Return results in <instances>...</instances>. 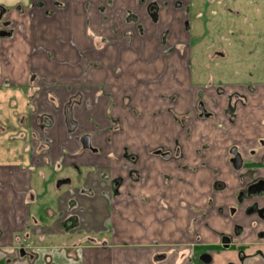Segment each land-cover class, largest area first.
<instances>
[{
    "label": "crops",
    "instance_id": "obj_1",
    "mask_svg": "<svg viewBox=\"0 0 264 264\" xmlns=\"http://www.w3.org/2000/svg\"><path fill=\"white\" fill-rule=\"evenodd\" d=\"M24 1L9 14L13 32L0 43V88L15 107L25 101L15 111L22 154L0 158V264H191L182 260L193 243L186 205L211 206L197 229L206 246L219 244L232 227L217 211L235 203L239 187L227 151L241 141L264 153V79L253 81L264 49L259 66L244 73L254 76L223 84L202 78L200 68L190 76L192 0ZM181 44L184 58L174 51ZM218 52L208 50L205 66H220ZM220 87L247 94L249 103L220 96ZM201 93L216 120L196 121ZM184 118L196 121L191 136L178 121ZM40 124L50 139L40 147L46 160L30 150ZM85 134L97 153H81ZM177 145L180 159L154 154ZM61 179L70 182L58 187ZM246 226L244 246L216 253L212 264H264V223L253 232ZM160 253L166 262L155 261Z\"/></svg>",
    "mask_w": 264,
    "mask_h": 264
},
{
    "label": "rangeland",
    "instance_id": "obj_2",
    "mask_svg": "<svg viewBox=\"0 0 264 264\" xmlns=\"http://www.w3.org/2000/svg\"><path fill=\"white\" fill-rule=\"evenodd\" d=\"M19 1L24 0H0V5L5 6L8 11H17ZM6 18V17H5ZM0 22V27L4 28V20ZM12 19L8 20L11 23ZM186 22L191 23V28L187 29L189 42L195 45L192 52V73L190 76L196 77V72L202 74V78L213 76L223 84L245 80L244 73L249 65L253 66L259 62L264 49V0H192L188 6V18ZM5 38V37H4ZM3 37H0L2 43ZM224 48L227 56L223 62L219 60V67L205 66L208 50ZM254 49L255 54L249 57L248 51ZM236 69L240 74L236 75ZM262 78V79H261ZM264 79V69L255 70V80ZM12 96L6 89L0 88V158H17L22 154L23 140L15 138L23 125L18 123L15 111L25 109V101L18 102L17 107L11 103ZM35 113H40L35 105H31ZM5 128V130L3 129ZM36 134L34 148L30 150L37 159H42L46 155L41 145L45 149L50 146V139H44L46 128L35 126ZM38 135V136H37ZM41 135V136H40ZM65 174V171H62Z\"/></svg>",
    "mask_w": 264,
    "mask_h": 264
},
{
    "label": "flooded vegetation",
    "instance_id": "obj_3",
    "mask_svg": "<svg viewBox=\"0 0 264 264\" xmlns=\"http://www.w3.org/2000/svg\"><path fill=\"white\" fill-rule=\"evenodd\" d=\"M155 6H152V8H154ZM22 7L19 5L17 10H21ZM11 13V11L9 12L8 9L3 6L0 5V22L3 21V19L5 18L3 24H4V28L0 27V37H6L9 36L13 30L10 27L12 22L8 23V17L9 14ZM186 22V21H185ZM186 24H188V22H186ZM219 49H223L224 53L222 52H218L219 55L222 56V59H220L221 62L224 61V59L227 56V52L224 48H219ZM174 51H177L180 57H185V45L181 44L178 45L176 47V49ZM219 63V62H218ZM221 65V63H220ZM219 67V66H217ZM255 72V70H254ZM254 72L251 69L250 73H248V77L250 76L251 73H253L254 76ZM247 77V78H248ZM218 90V94L221 96L222 94H226V96L228 97V99H230V101L234 98L237 97L239 98V105L242 104L243 106L247 105L249 103V96L245 93H238L235 92L233 94L227 95V89L225 87H220L217 88ZM248 89V87H247ZM248 91L250 92H254L255 89H248ZM242 94V95H240ZM35 95V94H34ZM200 100L198 101V105L195 109V119L196 121H206L208 119H213L216 120L218 118V114H216L215 112L211 111L209 108V100L208 98H206V94L205 93H201L200 95ZM241 99V100H240ZM217 104V102L215 103ZM235 110L236 108H232L230 109V111H228L226 113V116H228V119L232 120L233 115L235 114ZM233 114V115H231ZM41 119V117H40ZM180 121V123L182 124V130L187 134V135H192V131L195 128V124L196 121H189L188 118H184L182 120H178ZM40 123V122H39ZM41 126L45 127V125L40 124ZM71 128H73L72 124L70 123ZM46 136V135H45ZM86 136L90 137V145L91 148L90 149H86L83 146L82 143V139L85 138ZM46 139V137L44 138ZM81 145H82V152H91V153H97L98 148H96L93 143H92V139L91 136L89 134H85L81 137L80 139ZM260 142V145H263L264 148V138H261L258 141V144ZM244 142L241 141H235L228 149V158H229V165L231 167V170L233 172V174L235 175V179L239 185V187L235 190V203L229 207L226 208H222L220 207V211H217V213L221 216H223L225 219H227L230 222V227H232V231L230 233H226V234H222L220 236V243L216 244V245H208L206 246L203 243V238L200 235L197 226L200 224L206 225V221L207 218L212 214V209L211 206L210 208H208V210H197L196 208L194 209V207H190L188 205H186V207L191 211V224L193 225L192 227H190L189 229V240L193 241L191 247H192V252H190V255H188L186 258L182 259V260H186L188 262H190L191 264H212L215 260V254L216 253H220L224 250H228V248H232V246L237 245L238 247H242L244 246L245 243L244 240L245 238L248 236L244 233V230L246 229V224H248V228L251 229L253 232L255 229H257V225L258 223L262 222L264 223V207L258 208L259 207V203L261 201V199H264L262 197H264V191H261L260 193H258L259 190L264 189V153L259 157L256 153L257 149L256 146H252V144H250V142H246L245 146L243 145ZM255 144H257V142H255ZM40 147H43L45 149V145H41ZM44 152V150H42ZM158 152H161L162 154H166L167 156H163L161 154H159ZM45 153V152H44ZM67 153V152H66ZM200 153H202V150L200 151ZM154 154L158 157H161L163 159H173L174 157H176L177 159H180L181 157L184 156L183 153V149L181 148V146H176L173 149H157ZM183 155V156H182ZM47 156L44 155V157L40 160H46ZM185 158V157H184ZM69 159V155L68 153L65 154L64 153V157L62 160V163H66V161ZM258 159V160H257ZM203 165V164H202ZM193 172L196 171V169L191 170ZM216 173H218V170H216ZM61 181H65L64 183L60 184L58 186V183ZM68 181V182H66ZM70 180L69 179H61L57 182V186L61 187L63 184L65 183H69ZM255 192V193H254ZM246 202H252V204L250 205V207H246L245 204ZM243 209V216H242V211ZM255 210H258L257 213V220H252L251 221V215ZM247 217V218H246ZM243 220H242V219ZM245 223V225L243 223ZM208 226V225H207ZM259 236L264 237V233L261 232L259 233ZM186 239V240H188ZM238 242V243H236ZM184 244L189 243V241L186 242H182ZM182 244H176L173 245L174 247H172L170 250H176L178 248V246H180ZM24 252V253H23ZM25 251L21 250V255L24 256ZM159 257H163L161 259H158ZM204 258L205 260H207L208 262H204L202 261L201 258ZM167 254L166 253H160L158 255H156L155 257V261L159 262V263H164L167 260ZM245 260V258L243 259V261Z\"/></svg>",
    "mask_w": 264,
    "mask_h": 264
},
{
    "label": "water",
    "instance_id": "obj_4",
    "mask_svg": "<svg viewBox=\"0 0 264 264\" xmlns=\"http://www.w3.org/2000/svg\"><path fill=\"white\" fill-rule=\"evenodd\" d=\"M82 143H83V146H84V148H86V149H90L91 148V145H90V137L89 136H86L85 138H83L82 139ZM159 154H161V155H163V156H167L166 154H162L161 152H158ZM65 181H61V182H59L58 183V186L60 185V184H62V183H64ZM66 182H68V181H66ZM261 191H264V189H262V190H259L258 191V193H260ZM255 193V192H254ZM24 253V252H23ZM161 258H163V257H159L158 259H161ZM202 259V261H204V262H208L207 260H205L203 257L201 258Z\"/></svg>",
    "mask_w": 264,
    "mask_h": 264
}]
</instances>
